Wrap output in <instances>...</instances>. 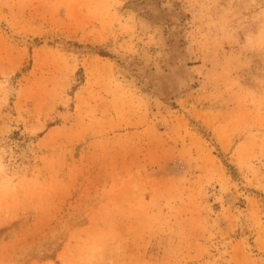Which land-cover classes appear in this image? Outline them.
<instances>
[{
  "label": "rangeland",
  "instance_id": "rangeland-1",
  "mask_svg": "<svg viewBox=\"0 0 264 264\" xmlns=\"http://www.w3.org/2000/svg\"><path fill=\"white\" fill-rule=\"evenodd\" d=\"M0 264H264V0H0Z\"/></svg>",
  "mask_w": 264,
  "mask_h": 264
}]
</instances>
